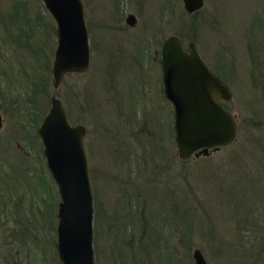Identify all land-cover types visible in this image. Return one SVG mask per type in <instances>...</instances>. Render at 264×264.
<instances>
[{"label":"rangeland","instance_id":"1","mask_svg":"<svg viewBox=\"0 0 264 264\" xmlns=\"http://www.w3.org/2000/svg\"><path fill=\"white\" fill-rule=\"evenodd\" d=\"M81 1L88 66L52 88L53 19L40 0H0V240L11 228L27 237L39 230L40 259L51 260L59 197L36 129L54 96L68 122L85 128L95 264H116L114 242L126 247L127 261L134 250L137 264H193L195 248L207 264H233L236 255L264 264V46L249 55L238 23L245 12L214 0L193 13L181 0ZM252 9L264 10V0H252ZM169 35L184 50L193 42L209 68H221L231 97L220 104L236 122L231 144L186 160L176 155L161 92L160 47ZM222 245L230 260L219 257Z\"/></svg>","mask_w":264,"mask_h":264},{"label":"water","instance_id":"2","mask_svg":"<svg viewBox=\"0 0 264 264\" xmlns=\"http://www.w3.org/2000/svg\"><path fill=\"white\" fill-rule=\"evenodd\" d=\"M55 23L56 47L50 73L52 88L63 75L87 69L89 42L81 0H40ZM187 13L203 6V0H181ZM126 22L135 24L129 14ZM162 94L172 109L173 142L180 160L207 155L231 144L236 136L233 115L220 104L230 99L227 83L207 66L195 44L186 50L175 35L160 47ZM2 117L0 114V128ZM85 128L70 124L60 100L50 97L36 134L45 165L56 185V250L60 264H95L93 252V199L83 148ZM193 264H207L198 248L191 252Z\"/></svg>","mask_w":264,"mask_h":264},{"label":"trees","instance_id":"3","mask_svg":"<svg viewBox=\"0 0 264 264\" xmlns=\"http://www.w3.org/2000/svg\"><path fill=\"white\" fill-rule=\"evenodd\" d=\"M214 1H216L215 3H217V5L219 4L225 8H228L231 6L232 12H233V10L236 12H239V11L245 12V18H243V20L238 22V23L242 24L244 22V30H240V32H244V31L248 32L247 36L249 37V39H248V42L246 43V48L248 50L249 55L252 58H254L257 51H258L257 49L264 46V10H261V11L260 10L258 11L255 9L250 10L252 0H233L234 4H232V2H230V5L222 4L221 0H214ZM212 70L223 80L226 79L225 78L226 76H225L224 72H222L221 68L215 67V65H214ZM32 99H33V97H32ZM37 111H38V109L31 105V108L30 107L27 108V112H28L27 115L30 116L31 118L36 117V115L38 113ZM39 117H40V115H39ZM253 221H254L255 227H257L259 225L260 221L256 220V219H254ZM113 226L118 227L117 219H115ZM120 244L123 245L124 247L126 246L122 243H120ZM259 244L261 245V247L259 245L260 250L258 251V254L260 256H262L264 253V241L263 242L259 241ZM116 245L117 244H115V242H114V244L113 243L111 244L112 248L115 249V251H113L112 254L114 255L113 258H115V260L117 261L116 264H137L136 263V255H135L134 250H132L133 253L131 251V258L129 261H127L125 259L126 257L124 256L126 254V252H125L126 247L123 251H120L116 248ZM138 247H139V245H138ZM218 251H219L218 255L220 258L229 259V256L226 254V251L224 250L223 245H222V250L218 249ZM247 252H248L247 254L249 256H253L252 253L249 252L248 250H247ZM236 256L238 258H236V260H234V261L232 260V263L233 264H242V262L244 260H239V257H241L240 255H236ZM223 259H220V260H223ZM254 261L257 262L258 258L254 257ZM252 264H255V263H252Z\"/></svg>","mask_w":264,"mask_h":264},{"label":"flooded vegetation","instance_id":"4","mask_svg":"<svg viewBox=\"0 0 264 264\" xmlns=\"http://www.w3.org/2000/svg\"><path fill=\"white\" fill-rule=\"evenodd\" d=\"M126 16L124 18L125 24L129 27H133L134 25L130 26L129 24H127ZM3 26H4L2 27L3 33H7L6 31H4V29L8 27H6L4 24ZM17 30L18 31L14 36V40L16 46H18L20 50V47L22 46V45L20 46V44L23 43L22 39L24 38V35L23 33H21L20 27H18ZM10 37L11 35L8 32L7 39H9ZM11 40H13V38ZM160 59H161V55H160ZM159 66H160V60H159ZM160 72H161V66H160ZM161 84H162V76H161ZM2 124H3V120H2ZM56 209H57V202H56ZM55 216H56V212H55ZM55 228H56V223H55ZM30 232L31 231H29V233ZM4 233H5L4 236L0 240V264H57L58 259H57V250H56V232H55V243L53 244L52 241V257L51 260L46 261V263H43V261L40 259L42 253L41 249L43 247L41 246L40 243V241L42 240L39 241L38 238L36 240V236H38L39 230H35L33 234H29L28 235L29 238L25 234H22V229L11 228Z\"/></svg>","mask_w":264,"mask_h":264}]
</instances>
